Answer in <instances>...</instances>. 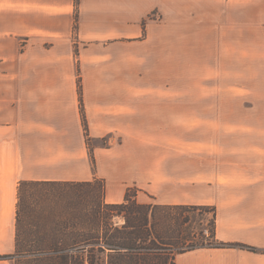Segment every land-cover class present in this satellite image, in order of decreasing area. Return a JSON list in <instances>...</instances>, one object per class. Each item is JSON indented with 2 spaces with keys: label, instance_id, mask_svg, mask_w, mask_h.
<instances>
[{
  "label": "crops",
  "instance_id": "1",
  "mask_svg": "<svg viewBox=\"0 0 264 264\" xmlns=\"http://www.w3.org/2000/svg\"><path fill=\"white\" fill-rule=\"evenodd\" d=\"M199 3H222L225 27L251 25L264 35V0H0V256L17 250L22 183L100 179L109 204L124 202L127 189L137 186L138 199L142 193L161 205L216 207L217 239L232 246L186 251L175 264H264V95H238L256 117L244 125L247 135L240 133L239 155L214 143L187 156L145 155L157 133L182 126L184 116L217 115L207 100L163 90L166 75L137 74L167 68L169 54L177 55L167 43L169 5ZM233 7L239 14L232 15ZM153 12L157 19L136 41L141 21ZM9 52L15 53L12 77ZM104 139L110 148L99 144Z\"/></svg>",
  "mask_w": 264,
  "mask_h": 264
},
{
  "label": "rangeland",
  "instance_id": "2",
  "mask_svg": "<svg viewBox=\"0 0 264 264\" xmlns=\"http://www.w3.org/2000/svg\"><path fill=\"white\" fill-rule=\"evenodd\" d=\"M208 7L210 10L205 14L203 11H206ZM232 9L233 16L239 14L238 9L234 7ZM191 17H197V20H191ZM223 17L222 3L169 5L167 43L169 51L177 52V55L174 57L169 54L167 68H145L141 72L137 70V74H141L142 71L143 73L144 71L152 72L153 79L166 75L169 80L166 89L162 86L163 90L184 92L200 101L207 100L206 102L210 107L215 104L217 115L214 117L207 115L184 116L182 126L177 129L175 126H170L171 128L168 127L166 132L157 133L158 138H155L148 152L147 149L145 150V155H150L152 158L176 156L177 153L181 156H187L191 155L192 151L206 146L207 143H214L217 147L226 144L231 146L227 151H235L233 153L239 155L241 131L247 135L246 129L250 128H246L244 125L250 121H255L256 117H252L242 109L238 95L246 92H260L264 95V35L256 36V33L250 29L251 25L245 27L233 25L231 29L227 28L224 26ZM155 19H157L156 12H153L141 21L143 35L136 41L145 39L147 25L153 23ZM76 31L77 25H75ZM78 53L79 50L76 47L75 54L78 56ZM6 71L8 77L14 76L15 53L9 52ZM77 74H80L79 67ZM9 86L11 87V84ZM220 93H227L226 99H223ZM229 93H231L230 97L228 96ZM223 106L231 107V109L223 110ZM207 118L212 121L207 120ZM207 121L210 123L208 124ZM83 127L92 164L93 167H96L88 123L87 132L84 124ZM107 141L108 139H104L99 144L103 145L104 148H110L111 145ZM98 180L105 183L103 180ZM129 188H132V191H141L137 186ZM18 189L16 239L18 234L25 242L34 239L37 233V225L41 223V219L62 216L71 211L64 202L61 204L62 202L56 199L55 193L59 189L58 186L54 188L37 187L29 184L20 185ZM138 200L143 204L155 203L151 196L142 193ZM196 207L199 210L193 211L187 208L183 212L179 211L182 218L187 217L189 220L187 224L181 225L180 230L186 232L185 237L191 235L196 243L205 244L211 240L209 231L215 220V215L217 219V210L215 206ZM19 209L21 214L20 218H17ZM91 209L92 206H89L88 210ZM81 210L84 208H80L78 212ZM180 214L177 215L180 216ZM117 222H119L118 225L124 223L123 219H118ZM144 259L138 263L174 264V257L169 251L161 254H150ZM109 262V258L103 255V264H109Z\"/></svg>",
  "mask_w": 264,
  "mask_h": 264
},
{
  "label": "trees",
  "instance_id": "3",
  "mask_svg": "<svg viewBox=\"0 0 264 264\" xmlns=\"http://www.w3.org/2000/svg\"><path fill=\"white\" fill-rule=\"evenodd\" d=\"M79 79L81 112L87 132L80 74ZM29 184L37 187L58 186L56 199L61 204L64 202L71 211L49 218L50 222L49 219H41L34 239L28 242L18 234L16 254L0 256V259L11 260L14 264H103V255L109 258V264H139L147 255L168 251L174 257L175 264L176 256L186 251L232 246L217 239L216 215L209 231L211 240L208 242H213L198 244L193 236L185 237L186 232L181 231L180 227L189 220L182 218L179 211L187 208L199 210L196 206L143 204L138 200L139 191H132L133 187L127 189L124 202L109 204L105 200V183L99 180L25 182L21 186ZM89 206H92L91 210H88ZM78 208L84 210L78 212ZM20 214L19 209L17 218H20ZM118 219H123L124 223L118 225Z\"/></svg>",
  "mask_w": 264,
  "mask_h": 264
}]
</instances>
